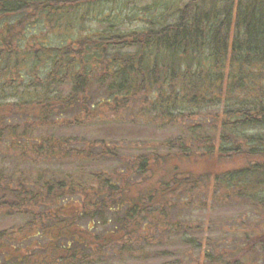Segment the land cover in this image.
<instances>
[{"label":"trees","instance_id":"trees-1","mask_svg":"<svg viewBox=\"0 0 264 264\" xmlns=\"http://www.w3.org/2000/svg\"><path fill=\"white\" fill-rule=\"evenodd\" d=\"M114 1L0 0V218L26 220L0 230V264H121L161 242L188 247L178 264H264V0H155L133 29ZM127 111L184 129L175 151L36 135ZM213 183L262 217L221 249L184 210Z\"/></svg>","mask_w":264,"mask_h":264},{"label":"rangeland","instance_id":"rangeland-1","mask_svg":"<svg viewBox=\"0 0 264 264\" xmlns=\"http://www.w3.org/2000/svg\"><path fill=\"white\" fill-rule=\"evenodd\" d=\"M123 1V2H122ZM138 4V5H137ZM155 0H116L111 3L101 4L105 13L115 15L124 9L123 17L125 18L124 26L126 29H133L141 27L146 24L149 18L154 17L159 12L162 11L161 7L155 8ZM128 8L125 10L126 6ZM173 7V6H171ZM172 9V8H171ZM163 14V13H162ZM128 15V16H127ZM171 15L166 11L163 17L160 19H165ZM162 16V15H161ZM168 19V18H167ZM99 27V24L94 21L93 29ZM69 87L65 86L63 89L67 91ZM207 107V106H206ZM210 109L206 110L205 116L210 114ZM75 114V113H74ZM90 116H78L69 114L66 119L60 120V122L65 123L63 127H55L49 129H39L36 131V135H46L48 133H55L58 137L62 139L74 138L75 136H85L88 140L105 138L111 140L113 143H119L121 146L124 145V153L129 154L127 159H136L139 155L152 153L166 154L168 151L173 152L175 149H169L166 147L165 143L176 139L181 136L184 129L176 127L174 125L160 126L159 123L152 122L146 118H140L133 115L129 111L124 113L123 116H116L112 113L107 115V119H89ZM86 119V120H82ZM82 120L80 125H75L77 121ZM23 121H19V127L21 128ZM36 128V127H35ZM74 142V141H73ZM36 147V143L32 144ZM45 149H56L55 147H50L45 145ZM6 157V156H5ZM7 167L18 166L21 169L28 167V170L33 167V164H24L22 162H17L12 159L8 160ZM204 164V163H203ZM207 163L201 167H205ZM113 167V166H111ZM121 168V166H118ZM111 169V168H110ZM109 169V170H110ZM220 170V167L214 166L213 171ZM160 172V171H159ZM216 172V171H215ZM26 173V172H25ZM25 174H21L19 178L23 179ZM136 176V175H135ZM216 183H213L211 188L208 189L209 197L206 201L200 205L195 204L188 207L185 210V216L192 214L193 221L198 226H201L199 230L194 233L193 237L203 242L205 245L214 244L212 247L217 246L221 249L220 244H217V240L224 242H229L239 238L240 234L254 225L258 220L262 222V217L259 216L258 212H255V216L252 215L251 208L248 205L240 204L235 202L233 198L230 202H226L225 205L214 203L211 201L213 199V193L216 191ZM218 186V185H217ZM219 188V186H218ZM217 198L221 196L217 195ZM259 216V217H258ZM26 220L23 217L11 216L0 218V230L4 228L17 229L21 223H25ZM234 224V226H231ZM238 228L236 229V226ZM196 226V225H195ZM224 236V237H223ZM218 241V242H219ZM148 251L141 256H136L132 260L123 261L121 264H178L180 263L179 257L183 254L190 253L188 247L184 246L180 242H172L170 248L167 247V242H161L154 244L153 246H146ZM211 248V246H209ZM206 247L197 249V251L205 250ZM231 249L228 250L231 252ZM194 251H197L194 248ZM167 252V253H166ZM196 256V255H195ZM182 264H187L185 259H181Z\"/></svg>","mask_w":264,"mask_h":264}]
</instances>
